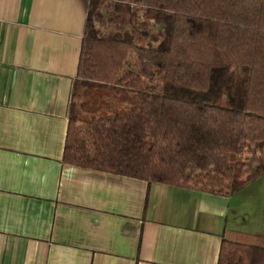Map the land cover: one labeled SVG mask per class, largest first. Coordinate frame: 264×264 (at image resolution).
<instances>
[{"label":"trees","instance_id":"1","mask_svg":"<svg viewBox=\"0 0 264 264\" xmlns=\"http://www.w3.org/2000/svg\"><path fill=\"white\" fill-rule=\"evenodd\" d=\"M62 159L219 195L264 174V0H88ZM232 234L216 264H264Z\"/></svg>","mask_w":264,"mask_h":264},{"label":"crops","instance_id":"2","mask_svg":"<svg viewBox=\"0 0 264 264\" xmlns=\"http://www.w3.org/2000/svg\"><path fill=\"white\" fill-rule=\"evenodd\" d=\"M87 4L0 0V264H216L264 236V174L219 195L63 161Z\"/></svg>","mask_w":264,"mask_h":264},{"label":"rangeland","instance_id":"3","mask_svg":"<svg viewBox=\"0 0 264 264\" xmlns=\"http://www.w3.org/2000/svg\"><path fill=\"white\" fill-rule=\"evenodd\" d=\"M256 183H258V182H256Z\"/></svg>","mask_w":264,"mask_h":264}]
</instances>
